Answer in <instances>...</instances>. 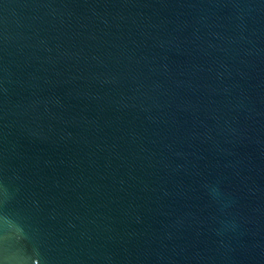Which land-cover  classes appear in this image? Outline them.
<instances>
[{"label": "water", "instance_id": "water-1", "mask_svg": "<svg viewBox=\"0 0 264 264\" xmlns=\"http://www.w3.org/2000/svg\"><path fill=\"white\" fill-rule=\"evenodd\" d=\"M0 264H264V0H0Z\"/></svg>", "mask_w": 264, "mask_h": 264}]
</instances>
